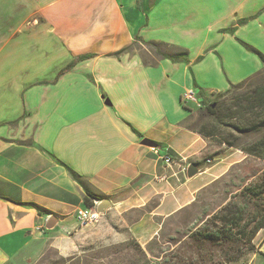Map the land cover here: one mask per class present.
I'll return each instance as SVG.
<instances>
[{
    "label": "crops",
    "instance_id": "1",
    "mask_svg": "<svg viewBox=\"0 0 264 264\" xmlns=\"http://www.w3.org/2000/svg\"><path fill=\"white\" fill-rule=\"evenodd\" d=\"M188 32L203 33L195 56ZM146 43L184 49L188 61L132 50ZM255 52L264 56V0H0V264L67 244L83 229L76 212L88 192L111 206L163 198L165 217L249 159L229 149L203 170L209 139L189 125L213 96L264 69ZM188 90L201 107L182 102ZM191 165L199 171L188 178Z\"/></svg>",
    "mask_w": 264,
    "mask_h": 264
},
{
    "label": "trees",
    "instance_id": "2",
    "mask_svg": "<svg viewBox=\"0 0 264 264\" xmlns=\"http://www.w3.org/2000/svg\"><path fill=\"white\" fill-rule=\"evenodd\" d=\"M147 46L152 48L160 59H170L174 62L188 61L189 54L184 49L175 47L176 54H168L167 45L147 43ZM125 51L127 50L113 56H119ZM255 53L264 66V56ZM89 58L90 56L79 57L67 65L59 76L70 71L77 62ZM263 75L264 69L249 81L233 85L223 93L222 96L227 100L230 97L231 104L222 117L218 116L217 109H214L213 105H209L205 113L213 118L214 124L210 126L208 132L198 133L227 149L239 150L249 158L264 164V80L254 89L239 93L246 83L254 82ZM225 106L223 105L222 108ZM206 160L210 161L211 158ZM76 177L73 174V178ZM233 192L217 211L208 212L206 209L204 217L196 221L197 225L187 229V233L181 238L183 247L176 248V244H170L171 246L168 245L169 247L164 250L156 247L159 251L156 255L150 248L146 252L137 244H129L122 250L107 254L109 260H99L98 264H236L240 262L246 254L255 252L254 240L264 230V166L252 176L250 181L248 179L244 186ZM103 199L88 192L84 206L94 207V202H101ZM197 204L198 199L187 210L196 208ZM38 213L42 215L47 212L38 209ZM79 261L77 260L76 264H79Z\"/></svg>",
    "mask_w": 264,
    "mask_h": 264
},
{
    "label": "rangeland",
    "instance_id": "3",
    "mask_svg": "<svg viewBox=\"0 0 264 264\" xmlns=\"http://www.w3.org/2000/svg\"><path fill=\"white\" fill-rule=\"evenodd\" d=\"M190 8L184 16L187 18L190 16L191 23L198 10L195 8L192 9L191 6ZM190 27L192 30L193 24ZM185 30L187 29L185 28ZM184 37L188 39V44L193 47L192 55L195 56L198 53L197 51L201 45V40L204 38L203 33L194 36L193 34L189 35L188 32ZM132 50H136L141 54L151 53L153 60L159 58L155 51L147 46V43L145 47H133ZM166 51L168 54H176L174 50L169 48ZM211 77L214 79L213 84L218 85L220 82L219 77L213 75ZM262 80H264V75L254 82L246 83V86L240 89L239 93L254 89L262 83ZM222 95L223 93L213 96L209 104L213 105L214 109H217L216 113L219 117L225 114V110L231 104L230 97L227 100ZM209 105L197 111L196 117L189 125L197 132L201 131L206 133L210 129V126L214 124L213 118L208 117L205 113V109ZM223 105L226 106L222 108ZM189 107L192 111L197 110L194 105H190ZM226 151L231 150L219 145L215 141L209 140L208 148L203 155V161L206 164L203 170L209 167V165H217L219 163L218 160L224 157ZM206 158H211L210 164L207 163ZM225 165L220 164L217 170L213 172H222L221 170L225 168ZM263 166L264 164L262 162L249 158L242 163L229 167L224 174L215 177L205 189L198 193L193 202L195 203L198 199V206L196 208L187 210L192 206V203L177 213L165 217L161 213L158 214V208L163 198H146L145 202H142L140 198H131L125 206H118L115 199V206L112 205L105 211L100 223L90 227H83V229L80 228L81 230L76 235L69 237L67 244L61 245L64 249H60L61 246L48 241L40 254L31 256L34 254L33 252H29V254L25 253V255H21L13 264H76L77 260H80L79 264H98L100 262L99 260H109L107 254L115 252L116 250H122L129 244H137L146 252L150 248L155 251L156 255L159 253L156 247L159 250H164L169 247L168 245L176 244V248H181L184 246L181 238L187 233V229L197 225L196 221L198 218L201 217L202 219L204 217V211L206 209L208 212L217 211L220 206L226 203H223L224 200L230 198L231 192L244 186L248 182V179L250 181L252 176L260 171ZM210 177L211 175L207 174L197 177L191 181L190 186L198 185L202 180L209 179ZM175 201L176 198H169L162 212L171 211ZM260 233V238L257 240L256 237L254 240L255 252L246 254L236 264H264V230Z\"/></svg>",
    "mask_w": 264,
    "mask_h": 264
},
{
    "label": "built area",
    "instance_id": "4",
    "mask_svg": "<svg viewBox=\"0 0 264 264\" xmlns=\"http://www.w3.org/2000/svg\"><path fill=\"white\" fill-rule=\"evenodd\" d=\"M182 102L184 104L193 103L197 105L198 107H201V103L198 100L196 96V92L194 90L186 91L182 96ZM163 161L167 165H173L174 163L172 157L169 155L164 156ZM207 162L210 163L209 160ZM99 203L100 202L96 201L94 203V207H83L77 210L76 218L81 227H90V226L100 223L102 215L98 213L97 211L99 207L98 205H100Z\"/></svg>",
    "mask_w": 264,
    "mask_h": 264
},
{
    "label": "water",
    "instance_id": "5",
    "mask_svg": "<svg viewBox=\"0 0 264 264\" xmlns=\"http://www.w3.org/2000/svg\"><path fill=\"white\" fill-rule=\"evenodd\" d=\"M143 144H144V145H147V146L157 147L156 144H154L153 142H151V141H149V140H148V141H147V140L144 141ZM198 171H199V170H198V168H197L195 165H191V166L188 168V172H187V176H188V178H193L194 176H196L197 173H198ZM110 207H111V202H110L109 200H104V201H102V202L100 203V205H99L97 211H98V213H100L101 215H104V214H105V211H106L107 209H109ZM56 222H57L56 218L52 217L51 220L48 222L46 229H47L48 231L52 230V229L55 227Z\"/></svg>",
    "mask_w": 264,
    "mask_h": 264
}]
</instances>
